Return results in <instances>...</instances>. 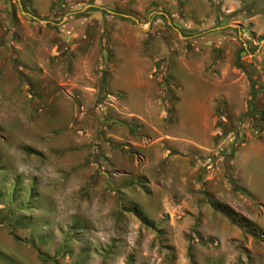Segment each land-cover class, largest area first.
Here are the masks:
<instances>
[{
	"label": "rangeland",
	"instance_id": "obj_1",
	"mask_svg": "<svg viewBox=\"0 0 264 264\" xmlns=\"http://www.w3.org/2000/svg\"><path fill=\"white\" fill-rule=\"evenodd\" d=\"M0 3V264H264V0ZM135 73L163 135L211 118L213 138L121 196L107 85Z\"/></svg>",
	"mask_w": 264,
	"mask_h": 264
},
{
	"label": "crops",
	"instance_id": "obj_2",
	"mask_svg": "<svg viewBox=\"0 0 264 264\" xmlns=\"http://www.w3.org/2000/svg\"><path fill=\"white\" fill-rule=\"evenodd\" d=\"M225 1L227 5L232 2V0ZM2 5L3 7L0 15L3 14L5 6L3 3ZM2 5L0 3V6ZM237 6L238 5H235V8ZM232 8L234 9V7ZM6 10H9V8ZM0 19H2V17H0ZM251 22H254V17L251 19ZM145 76L135 73L134 76L128 78L127 76L122 77L113 74L109 77L107 85V90L110 94L123 95L122 102L118 103L122 110H120L118 106H114L118 114L110 120L111 123L107 128L106 136L107 147H102V152L106 155L110 170L114 173L111 177V181L117 190L120 189L119 193L121 196L126 194L120 187L127 184L126 179L128 176H133L134 180L137 179L136 181L139 182L141 187L143 186L142 181H144V185L151 181L149 175L152 172L147 170L148 168L156 172H161L164 161L166 159H171V157H176L179 153H188L186 159L192 161L195 153H205L204 150H209L212 144L213 132L211 118H209V120L200 118L197 122L195 119H185L183 120V125L180 126L181 131L177 133L174 132L175 134L169 132L163 135L165 129H169V127H163V117H159L160 110L157 108V98L160 95V91L153 81H149V83H152V88L143 85L148 83L147 80H144V78L147 79ZM117 80L123 81L122 85L111 89L109 86L115 85ZM80 88L85 91L91 89L95 90L96 87L95 85H87ZM206 102L204 106L212 111L214 101L208 99ZM145 105L155 108V122H153L152 117L148 119L145 114H143ZM204 106L202 107L204 108ZM194 107H196V105H194ZM71 126H73L72 122L69 127ZM145 132H147L149 136H146ZM140 134L145 136H140ZM127 136L130 140H128ZM135 137L142 138H139L141 140H137ZM80 142H82L81 139ZM80 142L78 144H80ZM80 151V156L84 161L88 154V150L87 148H83ZM137 155L140 156L139 160L136 159ZM92 172H94V170L91 168L85 169V173ZM135 188L137 187H134L133 190ZM111 191V196L114 195V197H116V194L113 193V189Z\"/></svg>",
	"mask_w": 264,
	"mask_h": 264
},
{
	"label": "water",
	"instance_id": "obj_3",
	"mask_svg": "<svg viewBox=\"0 0 264 264\" xmlns=\"http://www.w3.org/2000/svg\"><path fill=\"white\" fill-rule=\"evenodd\" d=\"M29 16H31V17H33L32 15H30V14H28ZM33 18H35V17H33Z\"/></svg>",
	"mask_w": 264,
	"mask_h": 264
}]
</instances>
